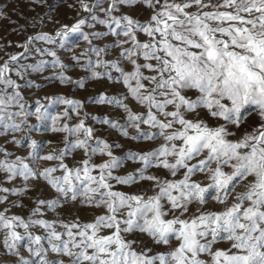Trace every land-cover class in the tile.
Returning <instances> with one entry per match:
<instances>
[{
    "label": "snow or ice",
    "instance_id": "6c2138e0",
    "mask_svg": "<svg viewBox=\"0 0 264 264\" xmlns=\"http://www.w3.org/2000/svg\"><path fill=\"white\" fill-rule=\"evenodd\" d=\"M78 4L87 18L62 25L55 36H29L18 45L23 52L0 63V204L17 197L0 210L3 250L16 264H264V0ZM123 6H140L149 15L134 18ZM96 24L106 30L82 31ZM74 33L89 44L80 65L88 78H106L126 90L89 98L121 110L123 122L91 119L131 141L149 143L148 149L116 155L122 146L97 137L86 124L87 113L72 123L80 117L79 100L44 97L49 105L65 107L52 114L36 99L30 110L24 90L42 85L28 77L43 73L48 63L27 62L34 54L53 57L52 66L60 69L45 80L84 87V78L65 74L68 66L56 51L34 45H54L59 37L64 47ZM108 36L114 39L92 45ZM109 52L115 53L111 60L105 59ZM72 59L79 63L81 57ZM253 114L257 121L243 127ZM32 116L51 121L50 131L62 134V147L40 155L31 140L26 156H14L5 145L25 144ZM39 161L51 163L40 167ZM126 162L137 166L126 170ZM17 179L21 187L4 186ZM35 183L46 185L53 198L36 199L26 217L9 215L10 208L24 207L19 198ZM69 202L97 213L86 222L78 216L43 218ZM22 243L29 258L21 254Z\"/></svg>",
    "mask_w": 264,
    "mask_h": 264
},
{
    "label": "rangeland",
    "instance_id": "374dc122",
    "mask_svg": "<svg viewBox=\"0 0 264 264\" xmlns=\"http://www.w3.org/2000/svg\"><path fill=\"white\" fill-rule=\"evenodd\" d=\"M92 0H89L91 3ZM71 6V7H70ZM122 11L126 14L138 18L140 20L147 19L149 11L142 9V7H127L123 6ZM101 17L103 14H100ZM88 13L81 10L78 0H0V63H3L9 58V55L19 54L24 51L23 48L18 47L25 43L27 38L37 33H48L49 35L55 36V33L62 25H68L69 27L73 25L80 18H87ZM88 23H92L89 19ZM103 25L96 24L94 27L89 28L86 25L83 27L82 31L84 33H92L94 31H105ZM143 39V37H141ZM114 38L111 36L104 37L102 39H93L92 45L97 47H102L104 44L109 43ZM56 44L48 45L41 41L34 42L36 47H47L57 52V56L60 61L67 65L68 68L65 74L72 78V80H78L84 78V87L80 88L72 84H60L58 80H45V77H50L54 72L58 73L60 69L58 67L54 68L52 66L53 57L45 56L40 57L33 55L29 58L27 62L34 63L39 59H45L48 63L45 65V70L43 73H31L28 77L29 80L33 81L34 84L42 85L40 88L32 87L26 88L24 90V95L29 102L30 110H35L34 101L40 99L41 103L45 104L48 108V112L55 114L61 111L64 105H49L48 101L44 97L50 96H64L66 98H71L79 100L82 102L83 107L80 109V117H73L72 123L77 122L78 119L83 118L84 114H88V119H86V124L91 126L95 130V135L102 139L107 140L110 143H118L122 146L120 149H114L116 155H121L122 152L127 150H146L152 145L147 142L142 141H131L127 138L122 137L117 131L108 128L106 125H102L91 119L93 116L104 117L108 116L111 119L123 122L124 114L121 110L114 108L109 105H98L92 103L89 99L94 98L101 93L108 96H119L126 90L121 84L116 82H110L106 78L102 79H89L90 75L85 69L80 65L85 63L88 57L81 56V53L85 49L89 48L87 41L83 39L80 33L70 34L65 38L64 47H60V38L56 37ZM90 55V58L94 61L96 57ZM73 56L81 57L79 63L72 59ZM115 56L114 52H109L105 59L111 60ZM22 63L25 61H21ZM13 78L16 77L13 75ZM130 106L135 110H140L138 106L130 102ZM257 121V117L253 114L248 117L246 124L243 127H248V125H253ZM29 123L33 126L31 131L28 132V140L25 144L17 147L14 144L8 143L5 145L8 151L12 152L13 155L26 156L30 149L27 147V143L31 140H35L40 146L37 151L40 155L51 151L53 148L62 147L61 139L62 134L53 133L50 131L51 121H37L35 116L29 118ZM130 133L132 130H129ZM17 137L23 135V133H16ZM11 139V136L8 137ZM49 141L51 143H49ZM4 143V138L0 137V144ZM76 157L79 158L81 153L76 152ZM101 158H97V162ZM69 164L72 163L71 158L67 161ZM51 162L39 161L38 166L46 167L49 166ZM132 162H126L125 169L131 171L135 168ZM120 174H123L124 170H119ZM2 175V174H0ZM6 187H21L22 180L17 179L15 184L5 183ZM120 187V186H118ZM122 190L132 191L134 189L123 187ZM53 192L43 183H35L34 188L27 193V195L20 197L24 207H12L8 212L9 215L16 214L26 217L29 213L31 207L34 206V201L36 199H49L53 198ZM17 200L16 196L9 195V201ZM5 204H0V210H3L7 206L8 202ZM97 213V210L90 207H79L77 204L71 202L64 204L62 207L56 209L55 211H48L45 213L43 218L54 219L59 215L60 218L65 220L75 219L77 216L81 221H90L93 215ZM22 231V230H20ZM39 234V233H38ZM3 233H0V239H2ZM21 254L26 258H29V254L26 249L21 245ZM34 259V258H32ZM17 258L13 255L6 254L3 250L2 245H0V264H16Z\"/></svg>",
    "mask_w": 264,
    "mask_h": 264
}]
</instances>
